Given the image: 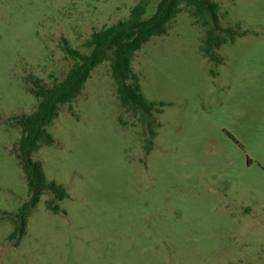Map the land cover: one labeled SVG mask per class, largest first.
Listing matches in <instances>:
<instances>
[{
  "label": "rangeland",
  "instance_id": "obj_1",
  "mask_svg": "<svg viewBox=\"0 0 264 264\" xmlns=\"http://www.w3.org/2000/svg\"><path fill=\"white\" fill-rule=\"evenodd\" d=\"M141 1L0 0V264H264V0H214L239 32L220 63L185 6L136 53L143 95L164 104L152 127L98 66L33 155L70 198L54 212L45 193L10 238L29 201L16 118L38 109L33 80L61 83L75 63L65 41L87 53ZM146 1L149 18L161 0Z\"/></svg>",
  "mask_w": 264,
  "mask_h": 264
},
{
  "label": "trees",
  "instance_id": "obj_2",
  "mask_svg": "<svg viewBox=\"0 0 264 264\" xmlns=\"http://www.w3.org/2000/svg\"><path fill=\"white\" fill-rule=\"evenodd\" d=\"M183 6L191 10V15L205 30L203 53L213 62L220 63L217 54L224 45L235 42L238 28H224L221 24L220 5L214 0H161L156 13L146 18L149 2L142 0L134 6L127 19L104 28L91 35L83 45L87 53L73 49L65 41V52L75 61L66 78L52 88L43 86L41 80H33L31 93L40 100L38 109L31 115L16 118L22 136L18 143L20 166L26 176L29 201L22 208L20 228L10 236L25 235L27 217L41 201L45 193L54 196L47 202L49 209L59 211L56 201L69 199L64 185L48 180L43 163L34 160L33 155L43 147H51L55 139L49 128L59 117L61 109L71 104L84 90L92 72L104 62L110 63L112 79L123 110L138 117L142 123L152 127L153 113L162 114L164 104L150 102L142 93L140 76L133 68L135 55L155 37L167 33L169 25L183 11ZM155 136V132L151 131Z\"/></svg>",
  "mask_w": 264,
  "mask_h": 264
}]
</instances>
